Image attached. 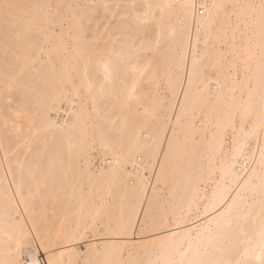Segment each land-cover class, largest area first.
Segmentation results:
<instances>
[{"label":"bare ground","instance_id":"bare-ground-1","mask_svg":"<svg viewBox=\"0 0 264 264\" xmlns=\"http://www.w3.org/2000/svg\"><path fill=\"white\" fill-rule=\"evenodd\" d=\"M20 5V11H29L25 6L35 3L83 2V0H0ZM142 5L174 4L177 7L167 13L165 32L168 39L159 49L145 53L152 61L148 86L150 95L143 103L148 115L130 117L127 134L119 133L120 122L127 113L122 108L123 97L120 78L104 97H97V107L106 119L95 113L77 115L88 107L86 96H77L75 87L81 83L80 71L71 62L67 65L61 54L53 53L51 63L38 65L40 71L25 80L27 92L25 103L39 120V114L58 100L52 113L59 126L52 134L42 136L27 160L23 152L6 155L0 147V264H11L19 259L31 264L33 256L41 264L55 259L60 264H165L167 260L179 259L174 249L179 243H190L196 258L210 264L212 261L235 258L245 244L254 243L264 226L259 180V148L253 137L252 153L256 177L237 201V209L247 213L240 230L233 234L231 246L217 250L208 245L202 233L205 209L210 205L239 191L237 177L245 174L243 162L235 170L230 168L232 136L229 133L220 147L214 138L215 125L223 123L226 114L222 106L207 103L209 90L215 95L216 82L227 85V66L220 71L213 68L220 43L208 39L200 28L199 9L195 19L185 16L180 4L195 2L211 5L218 0H123ZM229 4L259 3V0H224ZM234 22V20H233ZM3 17L0 14V29ZM222 31V26L217 25ZM155 31L150 26L149 35ZM252 59L247 64V79L244 66L240 68L241 84L236 95L243 90L247 98L249 85L253 103V116L246 122L259 125L261 115V32L257 18L250 40ZM227 55V47L223 49ZM194 58L201 70L193 73ZM5 71L3 39L0 35V77ZM95 84L100 76L95 64L89 68ZM187 95V101L185 100ZM180 118V123L177 119ZM115 120L113 125L108 121ZM3 115L0 114V128ZM168 129L161 135V126ZM143 129V135H141ZM175 136V153L170 157L161 176L159 165L164 164L163 155L151 158L144 145L161 135L163 151L167 152L165 140ZM113 143L118 156L107 152L101 145V136ZM36 150L43 153L42 173L39 182L28 175L29 164L36 157ZM152 164L149 166V159ZM52 162L50 169L48 162ZM21 165L24 178L21 181ZM47 185L46 187L44 185ZM156 199L153 200V193ZM26 202L28 208L26 210ZM153 203L152 212L155 231L141 232L137 226L143 222V212ZM230 202V201H229ZM135 204L137 218L132 226L122 228L129 220V209ZM164 217V220H161ZM170 221V222H169ZM173 233H177L173 236ZM67 238V239H66ZM49 245V247H45ZM199 249V251H198Z\"/></svg>","mask_w":264,"mask_h":264},{"label":"snow or ice","instance_id":"snow-or-ice-1","mask_svg":"<svg viewBox=\"0 0 264 264\" xmlns=\"http://www.w3.org/2000/svg\"><path fill=\"white\" fill-rule=\"evenodd\" d=\"M26 8L29 11L21 12L20 5L4 2L0 4V14L3 17V27L0 35L3 39V56L5 71L0 77V114L3 115V125L0 128V147L6 155L23 152L25 160L35 150V145L41 141L42 136L52 134L59 126L52 113L56 110L58 100H53L50 107L39 114V120L25 103L27 92L25 80L40 71L38 65L49 64L53 53L61 54L67 65L71 62L80 71L81 83L74 89L77 96H86L88 107L82 109L77 115H91L105 120L97 107V97H104L112 90L116 80L120 78L123 97L122 108L127 113L120 122L119 133L127 134L130 117L148 115V109L143 103L144 98L150 95L148 86L153 83L149 78L152 61L145 53L159 49L168 39L165 32L167 13L177 6L174 4L126 3L123 0H83V2L61 3H35ZM186 17L195 19L198 8L200 28L208 39H215L221 47L217 49L218 55L213 62V68L220 71L227 66V85L216 82L215 95L212 89L207 97V103L213 107L222 106L226 114L223 123L215 125L214 138H218L220 147H223L224 138L230 133L232 136V158L230 168L235 170L238 162H243L245 174L237 177L239 191L228 200L217 201L205 209L202 221V233L208 245L217 250H224L231 246L233 234L240 230L241 223L248 219L247 213L237 209V201L242 200V193L252 185L256 177V169L249 166L248 161L255 163L249 141L256 137L257 127L259 137V188L264 211V0L259 3L229 4L218 0L211 5L195 2H186L179 5ZM259 18L261 32V115L259 125L250 121L254 108L249 85L247 98L243 90L237 96V85L240 80V68L244 66L247 79V64L253 53L250 44L253 26ZM234 20V22H233ZM155 31L149 35L150 26ZM222 26V31L217 30ZM227 47V55L223 48ZM95 64L100 76L99 84H95L89 68ZM201 70L199 62L194 58L193 73ZM187 101V95H185ZM115 124L116 121H108ZM180 123V118L177 119ZM168 129L161 126V135H167ZM143 135V129H141ZM161 135L151 139V143L144 145L151 158L164 157V164L159 165L161 176L158 184L165 178V169L170 157L175 153V136L173 140H165L167 152L163 151ZM101 145L107 152L118 156L113 143L101 136ZM36 159L29 164L28 175L39 182L38 173H42L43 153L36 150ZM149 159V166L152 159ZM49 161L47 168L50 169ZM24 166L21 165V181L24 178ZM47 186L46 184L44 185ZM156 193H153V200ZM230 201V202H229ZM28 208L26 202V210ZM153 203L148 202V210L143 212V222L137 225L141 232L155 231L160 225L156 223L152 212ZM137 218L135 204L129 209V220L122 228L132 226ZM164 220V217H161ZM170 222V221H169ZM177 233H173L176 236ZM67 239V238H66ZM245 246L239 250L235 258H225L212 261L210 264H264V226L259 232L257 242L245 240ZM49 247V245H45ZM199 251V249H198ZM174 252L179 259H170L165 264H206L196 258H188L192 253V245L187 247L179 243ZM11 264H23L21 260L14 259ZM31 264H41L38 257L33 256ZM48 264H60L55 259H49Z\"/></svg>","mask_w":264,"mask_h":264}]
</instances>
